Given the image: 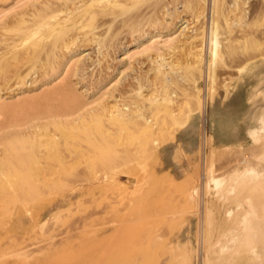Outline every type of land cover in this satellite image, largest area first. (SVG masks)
<instances>
[{"label": "rangeland", "instance_id": "obj_1", "mask_svg": "<svg viewBox=\"0 0 264 264\" xmlns=\"http://www.w3.org/2000/svg\"><path fill=\"white\" fill-rule=\"evenodd\" d=\"M0 264H264V0H0Z\"/></svg>", "mask_w": 264, "mask_h": 264}]
</instances>
